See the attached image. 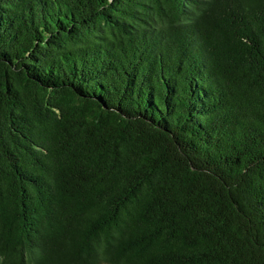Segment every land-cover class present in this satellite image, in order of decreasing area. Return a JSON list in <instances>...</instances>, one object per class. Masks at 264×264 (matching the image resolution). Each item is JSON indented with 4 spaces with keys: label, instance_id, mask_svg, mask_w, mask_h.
Here are the masks:
<instances>
[{
    "label": "trees",
    "instance_id": "1",
    "mask_svg": "<svg viewBox=\"0 0 264 264\" xmlns=\"http://www.w3.org/2000/svg\"><path fill=\"white\" fill-rule=\"evenodd\" d=\"M0 264H264V0H0Z\"/></svg>",
    "mask_w": 264,
    "mask_h": 264
}]
</instances>
